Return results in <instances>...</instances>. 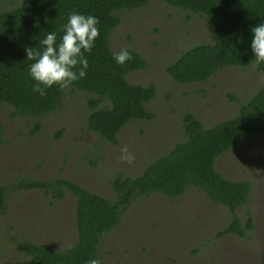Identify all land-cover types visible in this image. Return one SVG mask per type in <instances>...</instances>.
Segmentation results:
<instances>
[{
  "label": "rangeland",
  "instance_id": "obj_1",
  "mask_svg": "<svg viewBox=\"0 0 264 264\" xmlns=\"http://www.w3.org/2000/svg\"><path fill=\"white\" fill-rule=\"evenodd\" d=\"M21 0H0V12ZM121 24L110 35L113 53L134 49L146 67L127 76L133 84L156 87L146 107L152 121H133L118 134L117 144L87 130L89 100L96 98L67 85L62 104L42 118L22 117L3 103L0 145V264L24 260L16 242L32 241L64 251L77 242L76 199L67 193L55 199L39 190H23L29 180L71 179L111 201L117 200L113 182L118 176L136 177L155 159L185 140L183 117L195 115L206 127L235 117L264 85L256 65L225 68L206 82L183 85L166 72L182 52L212 43L215 28L201 16L151 0L135 10H120ZM235 97L237 101L232 100ZM39 130L33 133L35 125ZM127 148L134 159H121ZM216 169L231 181L252 185L248 204L238 210L242 223L248 215L253 229L247 237L216 234L231 221L230 210L212 202L190 186L177 198L151 194L134 200L119 225L102 241V264H261L264 252V133L242 141L216 161Z\"/></svg>",
  "mask_w": 264,
  "mask_h": 264
},
{
  "label": "trees",
  "instance_id": "obj_2",
  "mask_svg": "<svg viewBox=\"0 0 264 264\" xmlns=\"http://www.w3.org/2000/svg\"><path fill=\"white\" fill-rule=\"evenodd\" d=\"M151 0H21L18 7L0 12V145L4 142L1 121L3 103L22 117L42 118L55 111L64 98V87L53 85L45 95L32 91L26 47L40 49L39 41L48 33L63 34V25L70 12L98 18L99 35L93 48L84 53L88 59L86 75L69 86L95 95L89 100L87 130L106 142L117 144L118 134L133 121H152L155 114L146 105L157 94L155 85L133 84L127 76L146 67L143 56L127 49L132 56L117 64L110 46V35L121 24L120 10L145 7ZM170 7L201 16L215 28L212 43L195 45L181 53L166 68L167 74L183 85L206 82L219 71L233 67L246 69L256 65L264 72V63L257 64L250 48L251 27L264 22V0H163ZM232 100L237 101L235 97ZM185 140L174 145L165 155L152 161L136 177L118 176L113 187L117 200L111 201L89 191L71 179L29 180L20 184L23 190H39L55 199L67 193L76 199L75 245L57 251L22 239L16 242L24 256L18 262L1 264H85L98 258L104 238L115 229L122 214L140 197L163 194L169 198L182 196L188 187L203 191L214 203L227 207L231 221L216 236L228 234L247 237L253 229L248 215L242 223L238 210L248 204L252 185L247 180L231 181L216 169L219 157L258 133H264V85L238 114L212 127H206L193 114L183 117ZM39 130L35 125L33 133ZM5 188L0 187V208L4 206ZM264 264V252L261 255Z\"/></svg>",
  "mask_w": 264,
  "mask_h": 264
},
{
  "label": "clouds",
  "instance_id": "obj_3",
  "mask_svg": "<svg viewBox=\"0 0 264 264\" xmlns=\"http://www.w3.org/2000/svg\"><path fill=\"white\" fill-rule=\"evenodd\" d=\"M99 20L92 15L70 12L67 22L63 25V34L57 42V34L48 32L40 41V49L26 47V58L31 61L28 65L29 76L34 83L32 91L45 95V90L57 85L61 88L83 78L88 68V59L84 55L93 48L95 38L99 35ZM252 37L250 48L257 64L264 63V22L251 27ZM117 64L131 60V53L121 49L114 53ZM124 155L121 159L131 162L134 157L127 148L121 149ZM85 264H102L99 258L92 257Z\"/></svg>",
  "mask_w": 264,
  "mask_h": 264
}]
</instances>
